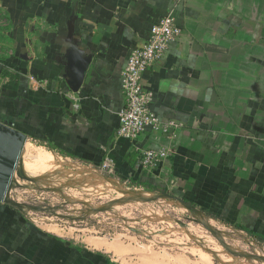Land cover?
Returning a JSON list of instances; mask_svg holds the SVG:
<instances>
[{
    "label": "crops",
    "instance_id": "obj_1",
    "mask_svg": "<svg viewBox=\"0 0 264 264\" xmlns=\"http://www.w3.org/2000/svg\"><path fill=\"white\" fill-rule=\"evenodd\" d=\"M167 15L180 36L142 82L155 116L183 127L127 142L121 74ZM0 124L52 162L108 160L119 183L149 184L264 246V0H0ZM161 147L167 159L141 169V152ZM0 264L112 263L0 204Z\"/></svg>",
    "mask_w": 264,
    "mask_h": 264
},
{
    "label": "rangeland",
    "instance_id": "obj_2",
    "mask_svg": "<svg viewBox=\"0 0 264 264\" xmlns=\"http://www.w3.org/2000/svg\"><path fill=\"white\" fill-rule=\"evenodd\" d=\"M13 130L0 124V157L20 140ZM8 168L0 164V204L61 243L112 264H264L263 244L244 233L176 198L52 162L33 142L19 152L12 173Z\"/></svg>",
    "mask_w": 264,
    "mask_h": 264
},
{
    "label": "built area",
    "instance_id": "obj_3",
    "mask_svg": "<svg viewBox=\"0 0 264 264\" xmlns=\"http://www.w3.org/2000/svg\"><path fill=\"white\" fill-rule=\"evenodd\" d=\"M180 33L181 29L175 25L174 18L167 15L153 27L145 42L130 51L121 74L123 106L117 114V138L134 142L147 130L171 138L183 127L176 121H161L155 116L149 108L151 95L145 90L142 82L143 73L154 66L164 55L168 45L179 38ZM67 96L72 102L73 109L78 111V97L71 92H68ZM169 153L170 151L163 147L144 150L138 160L139 166L149 172L167 159ZM102 168L115 174L113 164L108 160L102 163Z\"/></svg>",
    "mask_w": 264,
    "mask_h": 264
},
{
    "label": "water",
    "instance_id": "obj_4",
    "mask_svg": "<svg viewBox=\"0 0 264 264\" xmlns=\"http://www.w3.org/2000/svg\"><path fill=\"white\" fill-rule=\"evenodd\" d=\"M83 64H85V60L79 61V65L81 67H83ZM78 74H79V76H81V72L80 73L78 72ZM69 85H70V87H72V84H70V82H69ZM72 91L76 92L77 90L73 89ZM30 142L31 141L28 139V137H26L24 135H20V140L16 143V146L13 148V151L10 152L7 156H1L0 157V164H2V163H7L8 164V167H9L8 168L9 169L8 173H12L19 152L22 149H24L25 144H27L29 146ZM37 142L39 143L40 146H42V142H40V141H37ZM48 151H50V150H48ZM78 166H79V164H78ZM81 166H83L85 168H92L94 170H99V172H101L102 174L107 175L108 179L118 182L115 179V174H112L109 171L103 169L102 168V164L100 166L94 165V164L87 165V166L81 165Z\"/></svg>",
    "mask_w": 264,
    "mask_h": 264
},
{
    "label": "trees",
    "instance_id": "obj_5",
    "mask_svg": "<svg viewBox=\"0 0 264 264\" xmlns=\"http://www.w3.org/2000/svg\"><path fill=\"white\" fill-rule=\"evenodd\" d=\"M130 185H134L135 187H138V188H142V189H145V190H153L155 189L154 187H152L151 185L149 184H144V183H141V182H132L130 181ZM238 229V228H237Z\"/></svg>",
    "mask_w": 264,
    "mask_h": 264
}]
</instances>
